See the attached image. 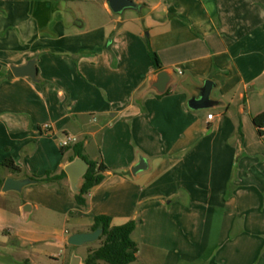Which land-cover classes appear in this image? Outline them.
I'll list each match as a JSON object with an SVG mask.
<instances>
[{"label":"crops","instance_id":"0c3cea01","mask_svg":"<svg viewBox=\"0 0 264 264\" xmlns=\"http://www.w3.org/2000/svg\"><path fill=\"white\" fill-rule=\"evenodd\" d=\"M133 1L141 10L120 19L105 0H0V264L63 256L54 246L83 264L96 248L80 255L68 238L100 215L140 220L131 264H264V0ZM32 60L35 80L12 75ZM206 80L213 104L192 109ZM65 137L106 167L85 206L73 204L82 178L75 190L67 175L4 190L64 172L77 160ZM60 215L72 232H57Z\"/></svg>","mask_w":264,"mask_h":264},{"label":"trees","instance_id":"16d2710c","mask_svg":"<svg viewBox=\"0 0 264 264\" xmlns=\"http://www.w3.org/2000/svg\"><path fill=\"white\" fill-rule=\"evenodd\" d=\"M148 57L153 68L160 70L161 63L157 55L154 54L151 49L149 50ZM253 120L259 128L264 126L263 114L257 115ZM82 146V144L78 143L72 147L74 157L85 160L88 163V169L82 176V184L74 195L76 204L81 207L85 206L86 195L89 189L100 185L104 181V173L106 171L104 164L87 160L83 155ZM2 165L13 172H20L11 160L2 163ZM65 177L66 173L63 171L58 175L48 172L43 177L31 176L29 177V180L35 182V184L49 182L56 183L63 180ZM111 223L110 217L105 215L96 216L94 218L90 231L93 232L100 229L102 234L98 241H96L99 243L98 247L93 250L89 249L88 255L83 261V264H99L100 262L105 264H131L136 261L138 248L131 236L137 224L140 223V220L128 221L119 226H111Z\"/></svg>","mask_w":264,"mask_h":264},{"label":"water","instance_id":"95a60500","mask_svg":"<svg viewBox=\"0 0 264 264\" xmlns=\"http://www.w3.org/2000/svg\"><path fill=\"white\" fill-rule=\"evenodd\" d=\"M106 5L110 9L115 16H121L125 11L135 10L140 11L141 5H138L133 0H105ZM10 71L15 77H29L32 80L36 78V67L35 60L30 61L27 65L23 67H12ZM168 75L165 71H162L158 74L157 83L155 85L157 92L162 93L166 89V84L168 82ZM212 89V83L209 80L204 82V86L199 93V97L197 99L193 98L189 101V106L192 109H205L210 108L212 106V102L209 100V93ZM146 167L144 160H141L140 163L131 169V173L135 175L140 170ZM88 169V163L85 160L77 159L75 162L70 163L64 169V172L68 176L71 182V186L73 189L77 190V184L82 176L86 173ZM30 180H26L24 182H16V180H7L4 184V190L16 189L18 190L21 186L29 183ZM102 234L100 229H97L93 232H84L77 233L68 238L67 243L72 247H79L85 243H93L98 241ZM70 264H80V259L74 257L73 260L70 261Z\"/></svg>","mask_w":264,"mask_h":264},{"label":"rangeland","instance_id":"374dc122","mask_svg":"<svg viewBox=\"0 0 264 264\" xmlns=\"http://www.w3.org/2000/svg\"><path fill=\"white\" fill-rule=\"evenodd\" d=\"M131 12H134V11L133 10H128L125 14L121 15V17H119V18L120 19H126L129 16V14H132ZM111 15H112V17L117 18V16H115L113 13ZM101 21H103V17H101ZM118 23H120V22H118ZM89 141H90L89 145L86 146L85 151H86V154L88 156L94 158L96 156V153H97L96 147H95L96 146V142L93 141V140H89ZM47 189H49V190L51 189L50 185H43L42 187H37L36 189L32 188V190H29V192L34 193L35 195H37V194H40V192H45V190H47ZM73 204L77 205L76 201ZM71 215H72V217L75 216L72 213H71ZM33 217L34 216H31L29 220H31ZM65 222H66V218L64 216L60 215V216L56 217V219L53 221V224H54L57 232H61L63 230H67V231H71V232L73 231V229H74L73 226L71 224H69V223L65 224ZM98 245H99L98 242L85 243V244H83V245L78 247L79 249H78L77 252L80 255H84V253H86V248L88 246L93 247V248H97ZM8 249H9V254L12 253V251L10 250L11 249L10 246H8ZM40 249H41L40 252H43L47 248L40 247ZM69 249L70 248H68V251H69ZM47 251L49 253H52V254H55V255L62 254L63 256H61L60 258H57V259H53L48 254H46V255L43 254L44 253L43 252V253L37 255L36 261H39L40 264H62L63 260L65 259V255H67V252L61 251L60 246H54V248L50 247V248L47 249ZM17 256L21 257L20 254H18ZM38 257H39V259H38Z\"/></svg>","mask_w":264,"mask_h":264},{"label":"built area","instance_id":"2783aa9c","mask_svg":"<svg viewBox=\"0 0 264 264\" xmlns=\"http://www.w3.org/2000/svg\"><path fill=\"white\" fill-rule=\"evenodd\" d=\"M206 118H207L208 121H212L213 120L212 115H208L207 114ZM48 128H49V125L43 126L44 130H48ZM76 142H77V140L74 137H65V139L61 142L60 147L61 148H65V147L69 146L72 143L76 144Z\"/></svg>","mask_w":264,"mask_h":264}]
</instances>
